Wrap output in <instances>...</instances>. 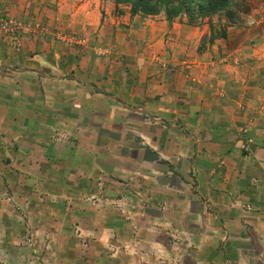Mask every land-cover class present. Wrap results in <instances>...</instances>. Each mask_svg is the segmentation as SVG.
<instances>
[{"label": "crops", "instance_id": "crops-1", "mask_svg": "<svg viewBox=\"0 0 264 264\" xmlns=\"http://www.w3.org/2000/svg\"><path fill=\"white\" fill-rule=\"evenodd\" d=\"M114 10L0 0L51 30L25 34L20 50L0 39V156L22 163L8 181L72 199L70 264H264V67L254 72L249 55L233 71L200 54L161 57L166 21L161 32L139 16L122 25ZM55 30L85 36L86 56L67 55L74 46ZM138 43L155 53L138 56ZM94 122L108 132L96 136ZM97 186L110 193L103 204L77 195Z\"/></svg>", "mask_w": 264, "mask_h": 264}, {"label": "rangeland", "instance_id": "rangeland-1", "mask_svg": "<svg viewBox=\"0 0 264 264\" xmlns=\"http://www.w3.org/2000/svg\"><path fill=\"white\" fill-rule=\"evenodd\" d=\"M110 1L115 4L114 14L118 12L115 15L122 18V25H126L127 22L131 23L132 16H139L141 18L138 19V26L150 29L153 26L157 32H161L163 29L160 26L161 22L166 21V33L163 36L159 51L156 49L160 56L168 55L169 57H173L174 55V57H182L183 55V57H191L200 54L205 58L208 56L206 58L208 67L213 68L218 64L221 65V69L225 66L233 71L235 67H239V62L244 66V59L247 57L245 55H249L248 62L251 63V68L254 72H261L262 67H264V64L260 63L261 59L264 60V0H239L235 9L236 17L231 22L227 21L225 17L219 18L218 15H214L211 21L214 24L216 32H219L222 25L226 28V36L224 38L220 35H215L214 39H212L214 30H210L206 19L199 24L188 25L185 17H176L170 21L166 18L163 11L148 16L140 14L132 15L130 5L117 4L113 0ZM118 5H121V7ZM13 18L19 23L18 27L15 33L5 38V40L12 42L7 44L14 46L16 50L21 49L22 39L25 34L37 37L39 34L47 35L51 31L43 23L34 21L31 23L25 22L26 24H24L19 19ZM49 28L52 27L49 26ZM189 28L197 31L196 35L192 33L194 30H188ZM54 32L58 43H71L74 46L71 50L65 49L67 55L78 58L86 56V51L82 47L88 41L85 36L73 35L62 30H55ZM95 43L97 42L95 41ZM192 43L198 44L194 45ZM138 44L136 50L138 56L155 53V50H153L154 45L149 47L147 43ZM212 49L216 52H212ZM130 51L131 54L134 53L133 49ZM95 54L99 55V53ZM238 58L242 60H238ZM232 59L233 64L230 63ZM234 61H238V63ZM160 66L162 68L165 67V65ZM184 66L187 65L184 64ZM93 103L96 105L97 101ZM94 123L93 130L97 131L96 136L101 132H108L107 127L101 128L98 123ZM110 130V134L117 136L118 133L115 131L118 130V127L110 128ZM105 135L108 136L109 134ZM113 145L114 152H123L124 147L122 144L116 145V143H113ZM11 162L12 160L0 156V264L72 263L69 259L70 236L74 237V231L72 229L73 224L70 225L72 222L69 220L71 210L68 208L72 199L64 198L63 195L65 194H61V192L53 195L49 191L50 195L48 196L45 194L47 191L43 192L42 190L46 188L23 191L20 175H15L12 181H8L7 179V174L10 170L17 169L16 172H19V174L22 172L20 170L21 162L18 165H10ZM16 166L20 168H16ZM6 168L10 170L6 172ZM97 187V191L80 192L77 195L80 198L84 197L86 199L92 193H97L98 200L94 204H103V202L108 200L107 194L110 193H106V190L103 188L104 186L102 187L103 189L99 186ZM87 192L91 193L87 195ZM44 194L46 197H44ZM58 205L60 206L59 209L63 211L57 209L56 206ZM55 210L61 212V223L56 224V221L52 220ZM93 223L95 226L99 225L98 217ZM56 229L58 231L54 234ZM71 231H73L72 234H70ZM55 251L57 252L55 253Z\"/></svg>", "mask_w": 264, "mask_h": 264}, {"label": "trees", "instance_id": "trees-1", "mask_svg": "<svg viewBox=\"0 0 264 264\" xmlns=\"http://www.w3.org/2000/svg\"><path fill=\"white\" fill-rule=\"evenodd\" d=\"M117 4L130 5L131 14L154 15L163 11L166 18L170 21L179 18H186L188 25L201 23L207 20L210 30H214L212 39L215 35L222 38L226 36L225 26H221L217 33L211 18L218 15L219 18L225 17L229 22L236 17V7L239 0H113Z\"/></svg>", "mask_w": 264, "mask_h": 264}, {"label": "built area", "instance_id": "built-area-1", "mask_svg": "<svg viewBox=\"0 0 264 264\" xmlns=\"http://www.w3.org/2000/svg\"><path fill=\"white\" fill-rule=\"evenodd\" d=\"M18 24L19 23L13 17L0 11V39H5L13 35ZM88 200L94 204V202L98 200V194L92 193L88 196Z\"/></svg>", "mask_w": 264, "mask_h": 264}]
</instances>
